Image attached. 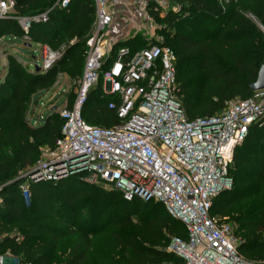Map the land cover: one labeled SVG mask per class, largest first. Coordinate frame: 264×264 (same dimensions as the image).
Segmentation results:
<instances>
[{"label": "trees", "instance_id": "1", "mask_svg": "<svg viewBox=\"0 0 264 264\" xmlns=\"http://www.w3.org/2000/svg\"><path fill=\"white\" fill-rule=\"evenodd\" d=\"M56 1L22 0L10 18L0 19V39L60 54L48 70H30L11 42H4L8 65L0 83V256L5 264H180L165 248L172 237L186 239V229L159 202L127 201L119 192L84 184L77 176L30 184L29 202L24 201L20 173L36 164L42 148H53L63 126L57 112L32 126L28 106L59 76L73 82L82 77L86 38L95 20L94 0H71L66 8H55L46 23H32L25 34L15 17L44 13ZM166 1L175 7L163 18L154 14L166 29L164 41L154 43L175 54L187 117H211L231 101L250 98L249 84L264 65V0ZM148 46L134 37L114 44L112 52L127 47L134 53ZM188 70L200 72L202 81L188 80ZM73 98L70 94L69 105ZM110 102L109 96L101 97L99 84L83 109L86 123L117 125ZM228 175L232 188L214 199L211 215L236 225L244 258L264 261V120L253 124L235 149Z\"/></svg>", "mask_w": 264, "mask_h": 264}, {"label": "built area", "instance_id": "2", "mask_svg": "<svg viewBox=\"0 0 264 264\" xmlns=\"http://www.w3.org/2000/svg\"><path fill=\"white\" fill-rule=\"evenodd\" d=\"M70 2L57 0L44 13L15 19L27 34L32 23H46L55 8L64 9ZM129 3L146 10L150 3L158 9L167 1L94 0L95 20L86 38L82 77L73 82L70 105L66 101L58 111L63 126L53 148H42L36 164L20 173L24 201L29 202L30 184L77 176L84 184L115 190L127 201L163 204L186 229V239L172 237L165 248L180 264H264L244 258L234 225L211 215L214 199L232 188L228 170L235 149L249 128L264 120V90L229 102L220 114L190 120L169 47L154 43L134 53L127 47L113 53L117 42L104 40L112 23L111 7ZM15 5L14 0H0V19L10 18ZM45 52L44 71L60 56L49 48ZM99 84L101 97H116L108 105L118 119L113 127L91 126L83 118L88 96ZM0 264H5L2 256Z\"/></svg>", "mask_w": 264, "mask_h": 264}, {"label": "rangeland", "instance_id": "3", "mask_svg": "<svg viewBox=\"0 0 264 264\" xmlns=\"http://www.w3.org/2000/svg\"><path fill=\"white\" fill-rule=\"evenodd\" d=\"M151 4V3H150ZM128 6L111 7L113 14L112 23L105 30L104 40H114L113 43L126 41L130 38L141 37L147 45L153 44L154 42H163L166 29L164 25L155 19L154 14H157L158 18H163L172 6L167 2L163 8H156L154 3L151 8L149 5L146 10H137L136 7L127 4ZM176 10L178 8L176 7ZM148 17L150 20H148ZM5 40L11 42L15 51H17L21 60L29 65L30 70L41 69L42 58L46 54L45 49L47 47L40 46H27L23 41L12 40V39H0V83L3 82V76L5 67L8 65V61L4 54ZM187 79L195 81L197 83L202 81L200 72L188 70ZM75 86L73 81L69 80L65 76H59L54 85L48 89L37 92L31 99L27 109L26 116L32 124H43L45 119L52 113L54 107L57 108L55 112L63 109L68 101L69 95L74 94ZM111 101H115V96H109ZM106 190H111L105 188ZM104 219V217H103ZM215 219L219 220L218 217ZM103 221V220H102ZM101 221V222H102ZM231 223V222H230ZM234 229L236 230V225Z\"/></svg>", "mask_w": 264, "mask_h": 264}, {"label": "water", "instance_id": "4", "mask_svg": "<svg viewBox=\"0 0 264 264\" xmlns=\"http://www.w3.org/2000/svg\"><path fill=\"white\" fill-rule=\"evenodd\" d=\"M14 2H15L16 5H19L22 2V0H14ZM249 89L252 92H257V91H263L264 90V65L260 68V70L258 72L257 80L254 83L249 84ZM56 110H57V108L54 107L52 109V112H55Z\"/></svg>", "mask_w": 264, "mask_h": 264}]
</instances>
